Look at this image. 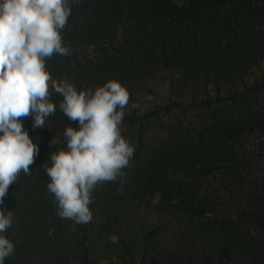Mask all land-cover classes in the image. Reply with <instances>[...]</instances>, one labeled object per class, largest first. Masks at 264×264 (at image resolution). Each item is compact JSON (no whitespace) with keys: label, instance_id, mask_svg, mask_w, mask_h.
I'll list each match as a JSON object with an SVG mask.
<instances>
[{"label":"trees","instance_id":"trees-1","mask_svg":"<svg viewBox=\"0 0 264 264\" xmlns=\"http://www.w3.org/2000/svg\"><path fill=\"white\" fill-rule=\"evenodd\" d=\"M61 36L70 55L46 59L53 79L126 87L120 129L133 161L96 186L90 222L73 231L43 164L78 125L58 107L43 128L21 118L39 153L4 197L14 244L4 264H264V236L245 226L264 228L259 168L240 147L264 134V0H79ZM212 179L233 184L242 220L224 213Z\"/></svg>","mask_w":264,"mask_h":264},{"label":"clouds","instance_id":"clouds-1","mask_svg":"<svg viewBox=\"0 0 264 264\" xmlns=\"http://www.w3.org/2000/svg\"><path fill=\"white\" fill-rule=\"evenodd\" d=\"M78 2L0 0V264L14 252L13 242L4 235L13 222V212L3 207L4 197L21 172L31 174L30 165L39 153L21 118L31 116L32 129L43 128L58 107L78 125L64 126V147L48 153L50 163L43 164L55 214L71 220L73 231L90 222L96 186L122 177L133 161L134 148L120 129L129 102L126 87L111 78L94 90H78L46 70L47 58L70 55L61 30L71 5ZM52 93L62 97L58 105L51 100Z\"/></svg>","mask_w":264,"mask_h":264},{"label":"rangeland","instance_id":"rangeland-1","mask_svg":"<svg viewBox=\"0 0 264 264\" xmlns=\"http://www.w3.org/2000/svg\"><path fill=\"white\" fill-rule=\"evenodd\" d=\"M240 147L243 151L242 154H245L251 164L254 167H257L260 177L256 182H258L257 187L263 190L264 194V134L261 135H251L250 137L244 138L240 142ZM221 176H218L216 180L221 181ZM215 179L210 180L211 184L214 182L218 183L217 187L220 191V194L227 196V199L223 201V210L224 213L233 217L237 220H242L243 211H245L242 206V201L240 197L231 198L230 192H234L235 188L233 184H230L227 188L224 189L225 183L217 182ZM242 202V203H241ZM244 204V203H243ZM245 226L254 234L259 236H264V228L259 227L254 223L245 221Z\"/></svg>","mask_w":264,"mask_h":264}]
</instances>
